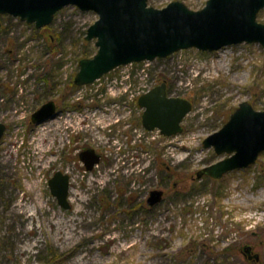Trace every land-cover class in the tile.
Masks as SVG:
<instances>
[{"label": "rangeland", "instance_id": "obj_1", "mask_svg": "<svg viewBox=\"0 0 264 264\" xmlns=\"http://www.w3.org/2000/svg\"><path fill=\"white\" fill-rule=\"evenodd\" d=\"M180 1L194 10L206 2ZM56 13L41 28L0 15V264H264V150L219 179L195 178L229 155L203 139L244 100L264 109V47L181 49L73 87L78 53L96 51L84 36L98 14L74 4ZM257 14L264 22V9ZM162 81L170 95L193 104L183 131L172 136L145 130L137 105V93ZM47 100L58 113L33 123ZM89 147L101 157L87 171L78 155ZM58 169L70 175L68 209L48 185ZM154 188L164 195L150 206ZM22 194L35 202L28 221L11 212ZM245 244L257 261L242 251Z\"/></svg>", "mask_w": 264, "mask_h": 264}, {"label": "water", "instance_id": "obj_2", "mask_svg": "<svg viewBox=\"0 0 264 264\" xmlns=\"http://www.w3.org/2000/svg\"><path fill=\"white\" fill-rule=\"evenodd\" d=\"M72 4L98 14L84 36L97 48L94 55L78 60L72 80L75 86L92 83L119 65L167 57L181 49L213 51L240 42H259L264 47V22L257 20L264 0H206L198 10L180 0L158 8L148 5V0H0V15L10 14L41 28L50 25L61 8ZM137 105L143 107V127L149 131L157 128L163 136L182 132L181 122L192 109L188 99L167 93L165 81L140 94ZM57 113L56 102L47 100L35 109L31 121L39 124ZM5 129L6 124L0 122V142ZM202 144L213 147L217 155L229 156L197 170L195 178L209 175L219 179L230 170L250 166L264 150V109L255 110L246 100L240 102L225 124L208 134ZM100 156L92 147L79 153L88 171L100 162ZM69 182L70 175L60 169L48 179L51 194L66 209L71 206ZM163 194L162 189H151L146 202L154 206ZM242 251L254 261L259 259L248 244Z\"/></svg>", "mask_w": 264, "mask_h": 264}, {"label": "bare ground", "instance_id": "obj_3", "mask_svg": "<svg viewBox=\"0 0 264 264\" xmlns=\"http://www.w3.org/2000/svg\"><path fill=\"white\" fill-rule=\"evenodd\" d=\"M205 64L202 66L204 68ZM209 66H211L212 68H214L216 66V63L213 62L212 64H210ZM208 66V67H209ZM207 67V68H208ZM210 69V68H208ZM5 163V162H4ZM155 189V188H154ZM149 195V194H148ZM20 200L17 203V205H15L14 207H11V212L13 213H19L22 215V217L28 221L31 218H34L33 215H35V212H32L31 210L34 208L33 205L35 204L34 200L31 199L30 197H26L24 196V194L19 196ZM33 200V201H32ZM34 202V203H33ZM35 206V205H34ZM54 218V217H52ZM23 219V220H24ZM29 229H31L32 227H28ZM28 229V230H29ZM33 230V228H32ZM26 231V230H25ZM35 242H37V239H35ZM27 245V244H26ZM34 245V244H33ZM32 246V245H31Z\"/></svg>", "mask_w": 264, "mask_h": 264}, {"label": "trees", "instance_id": "obj_4", "mask_svg": "<svg viewBox=\"0 0 264 264\" xmlns=\"http://www.w3.org/2000/svg\"><path fill=\"white\" fill-rule=\"evenodd\" d=\"M84 44V47L88 44V43H83ZM88 51H87V49H84V50H82L80 53H78L79 54V59L80 58H83V57H85V56H89V54L87 53ZM40 75L41 74H39V75H37L36 77H37V80L39 79V80H45V79H47V77H45V75H43V77H40ZM73 87H74V85H72Z\"/></svg>", "mask_w": 264, "mask_h": 264}, {"label": "built area", "instance_id": "obj_5", "mask_svg": "<svg viewBox=\"0 0 264 264\" xmlns=\"http://www.w3.org/2000/svg\"><path fill=\"white\" fill-rule=\"evenodd\" d=\"M128 67V66H127Z\"/></svg>", "mask_w": 264, "mask_h": 264}, {"label": "flooded vegetation", "instance_id": "obj_6", "mask_svg": "<svg viewBox=\"0 0 264 264\" xmlns=\"http://www.w3.org/2000/svg\"><path fill=\"white\" fill-rule=\"evenodd\" d=\"M175 185V184H174Z\"/></svg>", "mask_w": 264, "mask_h": 264}]
</instances>
